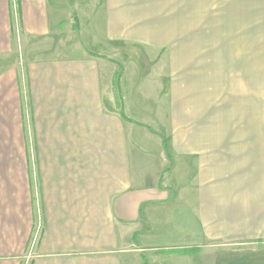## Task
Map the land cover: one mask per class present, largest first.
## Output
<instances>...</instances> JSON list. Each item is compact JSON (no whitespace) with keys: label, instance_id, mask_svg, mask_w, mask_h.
I'll return each instance as SVG.
<instances>
[{"label":"crops","instance_id":"1","mask_svg":"<svg viewBox=\"0 0 264 264\" xmlns=\"http://www.w3.org/2000/svg\"><path fill=\"white\" fill-rule=\"evenodd\" d=\"M90 1L76 6L79 28L97 14L106 43L170 48V148L129 113V95L105 101L115 64L104 54L81 44L18 58L21 37H51L71 11L0 0V264H146L160 253L264 264L258 29L210 42L193 0ZM154 152L151 172L142 156Z\"/></svg>","mask_w":264,"mask_h":264},{"label":"rangeland","instance_id":"2","mask_svg":"<svg viewBox=\"0 0 264 264\" xmlns=\"http://www.w3.org/2000/svg\"><path fill=\"white\" fill-rule=\"evenodd\" d=\"M86 2L92 7L96 5L90 0ZM57 3L74 13L76 6L82 5L83 0H57ZM188 7L189 14H195L197 29L202 31L199 33L201 39L209 38L210 42H218L221 34L223 38L226 34L230 37L250 31V28L258 29L260 66L261 73H264V0H193ZM72 13L66 14L67 20L51 37L29 40L20 36L22 49L18 58L25 60L31 55H76L80 51L74 48L81 44L90 47L89 53L104 54L115 64L111 92L106 94L105 101L117 108L121 93L126 97L129 95V113L150 125L156 133L167 137L170 146V48L151 51L138 44L106 43L100 30L95 27L97 14H93L94 17L87 14L79 28ZM148 140L160 143V138L156 136ZM169 146L166 150H169ZM154 154V157L148 154L142 156L144 165L147 163L146 169L151 172L161 165L160 157L156 152ZM175 258L171 254L160 253L147 263L173 264Z\"/></svg>","mask_w":264,"mask_h":264},{"label":"trees","instance_id":"3","mask_svg":"<svg viewBox=\"0 0 264 264\" xmlns=\"http://www.w3.org/2000/svg\"><path fill=\"white\" fill-rule=\"evenodd\" d=\"M74 21H75V23L77 24V18H76V14L74 13ZM121 114H122V116H123V118H125L126 119V116H125V114L123 113V112H121ZM151 131H153V132H156V131H154V130H152L151 129ZM156 134H158L159 135V137L161 138V140H162V142H163V145L165 146V148L167 147V146H169L168 145V138L167 137H165L163 134H161V133H156ZM170 147V146H169ZM168 151V150H167ZM169 155V154H168ZM168 169L169 168H166L165 169V172H167L168 171ZM163 175H164V173H163ZM162 177H164V176H162Z\"/></svg>","mask_w":264,"mask_h":264},{"label":"built area","instance_id":"4","mask_svg":"<svg viewBox=\"0 0 264 264\" xmlns=\"http://www.w3.org/2000/svg\"><path fill=\"white\" fill-rule=\"evenodd\" d=\"M37 237V236H36Z\"/></svg>","mask_w":264,"mask_h":264}]
</instances>
